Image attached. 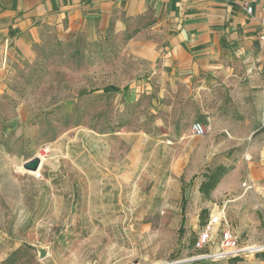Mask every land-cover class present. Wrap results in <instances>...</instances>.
<instances>
[{"label": "rangeland", "instance_id": "rangeland-1", "mask_svg": "<svg viewBox=\"0 0 264 264\" xmlns=\"http://www.w3.org/2000/svg\"><path fill=\"white\" fill-rule=\"evenodd\" d=\"M119 46L43 43L0 76V264H250L258 253L189 258L230 195L198 212L203 173L224 165L229 184L252 185L244 205L264 207L261 91L234 90L236 75L169 77ZM36 156L39 167L25 169ZM172 182L186 191L180 202ZM167 196L190 225L176 224Z\"/></svg>", "mask_w": 264, "mask_h": 264}, {"label": "crops", "instance_id": "crops-1", "mask_svg": "<svg viewBox=\"0 0 264 264\" xmlns=\"http://www.w3.org/2000/svg\"><path fill=\"white\" fill-rule=\"evenodd\" d=\"M263 14L264 0H0V76L15 61L33 59L43 43H118L122 56L143 67L161 66L169 77L185 81L202 74L207 83L213 75H236L234 90L261 91L264 100V50L257 38ZM200 183L193 200L198 212L230 193L209 215L222 210L227 217L225 208L230 209L235 217H227L230 227L239 236L244 232L249 242L264 243V207L244 205L250 183L239 189L221 178L208 197ZM168 192H180L179 202L186 195L178 182ZM168 199L164 202L176 209V224L184 218L182 227L190 225L184 206ZM250 259V264H264V251Z\"/></svg>", "mask_w": 264, "mask_h": 264}, {"label": "built area", "instance_id": "built-area-1", "mask_svg": "<svg viewBox=\"0 0 264 264\" xmlns=\"http://www.w3.org/2000/svg\"><path fill=\"white\" fill-rule=\"evenodd\" d=\"M246 11L251 13V6H247ZM259 22L261 29L257 38L264 50V14L260 16ZM191 131L195 136H202L206 133L205 127L200 121H194L191 124ZM193 248L197 253L191 256L189 260L208 259L216 261L222 258L246 257L249 253L252 255L259 253L264 251V243H242L240 236L230 227L225 213L220 210L209 215L207 220L202 223L193 242Z\"/></svg>", "mask_w": 264, "mask_h": 264}, {"label": "trees", "instance_id": "trees-1", "mask_svg": "<svg viewBox=\"0 0 264 264\" xmlns=\"http://www.w3.org/2000/svg\"><path fill=\"white\" fill-rule=\"evenodd\" d=\"M228 172V168L224 165H218L213 170L203 173L204 179L200 183V191L203 193L205 197L209 196L210 191L215 187L217 182ZM184 222V218H182L181 226ZM194 242V241H193ZM193 245V244H192ZM237 259V258H234ZM184 264V263H179Z\"/></svg>", "mask_w": 264, "mask_h": 264}, {"label": "water", "instance_id": "water-1", "mask_svg": "<svg viewBox=\"0 0 264 264\" xmlns=\"http://www.w3.org/2000/svg\"><path fill=\"white\" fill-rule=\"evenodd\" d=\"M39 164H40V159H39V157L36 156V157H33V158L29 159L28 161H26L23 164V167L25 169L33 171L39 167Z\"/></svg>", "mask_w": 264, "mask_h": 264}, {"label": "bare ground", "instance_id": "bare-ground-1", "mask_svg": "<svg viewBox=\"0 0 264 264\" xmlns=\"http://www.w3.org/2000/svg\"><path fill=\"white\" fill-rule=\"evenodd\" d=\"M159 264H166L165 262L159 263Z\"/></svg>", "mask_w": 264, "mask_h": 264}]
</instances>
